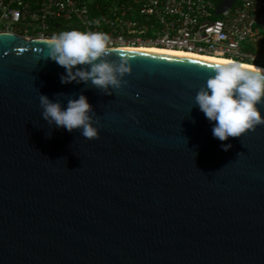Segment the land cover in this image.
I'll list each match as a JSON object with an SVG mask.
<instances>
[{
	"label": "water",
	"instance_id": "1",
	"mask_svg": "<svg viewBox=\"0 0 264 264\" xmlns=\"http://www.w3.org/2000/svg\"><path fill=\"white\" fill-rule=\"evenodd\" d=\"M45 39L0 33V264H264V125L213 136L195 96L216 62L111 48L132 72L109 96L62 84ZM57 93L86 96L98 139L42 119Z\"/></svg>",
	"mask_w": 264,
	"mask_h": 264
},
{
	"label": "built area",
	"instance_id": "2",
	"mask_svg": "<svg viewBox=\"0 0 264 264\" xmlns=\"http://www.w3.org/2000/svg\"><path fill=\"white\" fill-rule=\"evenodd\" d=\"M93 1L0 0V33L18 26L26 39L50 38L71 26L107 33L110 48L157 47L264 62V0H240L218 16L215 0ZM58 21L67 27L56 26Z\"/></svg>",
	"mask_w": 264,
	"mask_h": 264
},
{
	"label": "clouds",
	"instance_id": "3",
	"mask_svg": "<svg viewBox=\"0 0 264 264\" xmlns=\"http://www.w3.org/2000/svg\"><path fill=\"white\" fill-rule=\"evenodd\" d=\"M110 39L107 33L99 31H62L44 40L46 59L66 69V75L60 76L62 84L90 82L111 96L127 84L123 78L131 74L132 68L129 59L122 57L119 63L106 59L111 54ZM209 70L214 76L197 92L195 105L209 121L216 122L213 136L220 141L241 138L255 126L264 125L257 107L264 104V68L228 59L210 64ZM65 99L67 107L62 109ZM39 102L42 119L49 126L63 127L68 132L79 129L88 140L99 138V130L93 126L95 112L83 94L73 99L57 93L55 102L40 94ZM221 147L228 151L232 145Z\"/></svg>",
	"mask_w": 264,
	"mask_h": 264
},
{
	"label": "bare ground",
	"instance_id": "4",
	"mask_svg": "<svg viewBox=\"0 0 264 264\" xmlns=\"http://www.w3.org/2000/svg\"><path fill=\"white\" fill-rule=\"evenodd\" d=\"M125 50L180 55V56H186V57L210 60V61H215V62H219V61L230 59V58H224V57L200 55V54H197V53H191V52H185V51H179V50H172V49H166V48H157V47H153V48H146V47L127 48ZM231 60H233V59H231Z\"/></svg>",
	"mask_w": 264,
	"mask_h": 264
},
{
	"label": "trees",
	"instance_id": "5",
	"mask_svg": "<svg viewBox=\"0 0 264 264\" xmlns=\"http://www.w3.org/2000/svg\"><path fill=\"white\" fill-rule=\"evenodd\" d=\"M28 1H34V0H28ZM109 2H110V0H94L92 4H93V5H94V4H107V3H109ZM220 2H221V0H215V3H216V4H219ZM239 2H240V0L237 1V3H239ZM216 18H217V17L215 16V14H213L212 19H216ZM56 26H61V28L67 27V26H66V23L63 22V21H58ZM69 28H70L71 30H73V28H72L71 26H69ZM13 31L16 32L17 34H21V32H20V28H19L18 26L15 27V29H14ZM233 60L240 61V62H243V63L249 64V65H255V66H257V67L264 68V65H260V64L258 65V64H256V62H244V61H241V60H238V59H233Z\"/></svg>",
	"mask_w": 264,
	"mask_h": 264
},
{
	"label": "rangeland",
	"instance_id": "6",
	"mask_svg": "<svg viewBox=\"0 0 264 264\" xmlns=\"http://www.w3.org/2000/svg\"><path fill=\"white\" fill-rule=\"evenodd\" d=\"M263 56H264V54H263ZM256 64L264 65V62L263 61H257Z\"/></svg>",
	"mask_w": 264,
	"mask_h": 264
},
{
	"label": "flooded vegetation",
	"instance_id": "7",
	"mask_svg": "<svg viewBox=\"0 0 264 264\" xmlns=\"http://www.w3.org/2000/svg\"><path fill=\"white\" fill-rule=\"evenodd\" d=\"M11 33H14V34H17L16 32H14V31H10ZM17 35H20V34H17ZM21 36V35H20Z\"/></svg>",
	"mask_w": 264,
	"mask_h": 264
}]
</instances>
